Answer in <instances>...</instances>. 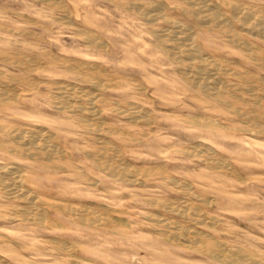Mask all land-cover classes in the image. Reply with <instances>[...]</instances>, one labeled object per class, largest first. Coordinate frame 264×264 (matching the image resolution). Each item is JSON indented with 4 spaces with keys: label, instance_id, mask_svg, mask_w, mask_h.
Wrapping results in <instances>:
<instances>
[{
    "label": "rangeland",
    "instance_id": "1",
    "mask_svg": "<svg viewBox=\"0 0 264 264\" xmlns=\"http://www.w3.org/2000/svg\"><path fill=\"white\" fill-rule=\"evenodd\" d=\"M61 1L0 0V264H243L233 252L264 264V32L231 12L243 4L264 15V0H216L224 27L200 24L183 0ZM154 1L232 69L230 94L215 99L194 88L183 64L163 52L150 31L174 27L130 5ZM88 89L98 99L90 122L78 109L88 106ZM65 97L71 108L59 103ZM125 110L143 115L133 120ZM31 134L51 148L26 147Z\"/></svg>",
    "mask_w": 264,
    "mask_h": 264
},
{
    "label": "bare ground",
    "instance_id": "2",
    "mask_svg": "<svg viewBox=\"0 0 264 264\" xmlns=\"http://www.w3.org/2000/svg\"><path fill=\"white\" fill-rule=\"evenodd\" d=\"M52 1V0H51ZM56 1V0H55ZM59 1H61V0H59ZM184 1V3L186 4V7H185V12L187 13V15H189V16H192V17H195V19H197V21L200 23V24H202V25H213V24H216V25H214L215 27L217 26V27H224V25H227L228 26V24H229V22H228V18H225L224 16H226V15H224L223 16V14L220 12V7H219V4H221L220 2L218 3V1H216V0H183ZM182 1V2H183ZM236 2H237V0H235ZM42 2V1H41ZM49 2V1H48ZM47 1L45 2L46 4L45 5H47V3H48ZM62 2V1H61ZM60 2V3H61ZM55 3V2H54ZM66 3V2H65ZM161 2H156V1H154V2H149V3H147L146 4V6L144 5H139L138 3H135V2H131L130 3V5L133 7V8H135V9H137V10H140L141 12L140 13H142L145 17H146V20H148L149 22H161V21H167V22H169V24L170 25H172V27H174V29H170V30H163V28L161 29V28H153L152 27V29H151V31H150V34L152 35V38H154L157 42H158V44H159V46H161V48H162V50H163V52L171 59V60H173L174 62H178V63H181V64H183V74H185V75H187V77L188 78H190L191 79V85L194 87V88H197V89H199V90H201L202 92H204V93H206V94H208V95H210L211 97H213V98H215V99H221V98H224L225 96H226V94H228L229 92H230V88H231V84H229L228 82H227V79H226V77L229 75V73H230V71L232 70V69H229L228 67H227V65L225 64V63H223V62H221L219 59H217V58H215V57H213V56H210V55H208V53L207 52H205L203 49H202V47L200 46V44L198 43V41L196 40V36L194 35V34H192V32H191V30H190V28H188V27H186V26H184L185 24L184 23H181V21H177V20H174L172 17H170L169 15H167L166 13H167V11L165 12V9L161 6V4H160ZM230 3V2H229ZM240 3V2H239ZM62 4H64V3H62ZM228 4V3H227ZM226 4V5H227ZM51 5V4H50ZM59 5V4H58ZM122 5V4H121ZM231 5H233V4H231ZM242 6H240L239 4H234L233 5V8H231V10L233 9V11H231V12H234V11H238V13L239 14H243V17L245 16L246 17V19H247V17L248 18H253V19H255V27H257V28H259L260 30V32H264V15H263V13H256V12H253L254 11V9L251 11L250 9H247V8H245V6L243 7V4H241ZM246 5V4H245ZM164 6H166V5H164ZM50 7V6H49ZM122 6H120V8H121ZM167 7V6H166ZM256 7V6H255ZM64 8V7H63ZM118 8H119V6H118ZM251 8H253V7H251ZM257 8V7H256ZM263 8V7H262ZM51 9V8H50ZM65 9V8H64ZM128 9V8H127ZM132 9V8H131ZM264 9V8H263ZM8 9H6V11H7ZM137 10H135V11H137ZM183 10H184V8H183ZM259 10V12H261L260 11V8L258 9ZM1 11V10H0ZM2 11H5V10H2ZM132 11H134V9H132ZM255 11H257V10H255ZM129 12V11H128ZM264 12V11H263ZM261 14V15H260ZM66 15V14H65ZM20 16V15H19ZM98 16V15H97ZM234 16V15H233ZM232 16V17H233ZM22 17V16H21ZM231 17V18H232ZM244 17V18H245ZM63 19L62 17H59V19ZM68 18H71V17H68ZM68 18H67V20H68ZM234 19H237V16H236V18H234ZM66 20V19H65ZM145 20V19H144ZM143 20V21H144ZM145 20V21H146ZM170 20H172V21H170ZM245 20V19H244ZM249 20V19H248ZM252 20V19H251ZM60 21V20H59ZM237 21H238V19H237ZM246 22H247V20H246ZM249 22H251V21H249ZM253 22V21H252ZM69 23V22H68ZM231 23V22H230ZM39 24V23H38ZM150 24H152V23H150ZM249 24H251V23H249ZM253 24V23H252ZM70 25H72V24H70ZM231 25V24H230ZM54 26V25H53ZM190 26V25H189ZM226 27V26H225ZM231 28H232V26H230ZM242 27V26H241ZM251 27V26H250ZM148 28V27H147ZM150 28V27H149ZM234 28V27H233ZM232 28V29H233ZM245 28V27H244ZM168 29V28H167ZM250 29H253V28H250ZM2 30V29H1ZM150 30V29H149ZM222 30V29H221ZM234 30V29H233ZM249 30V29H248ZM254 30V29H253ZM10 31V30H9ZM74 31H75V29H74ZM82 31V30H81ZM249 31H251V30H249ZM11 32V31H10ZM13 32V31H12ZM78 32H80V31H78ZM86 32V31H85ZM111 32V31H110ZM227 32V31H226ZM234 32H235V30H234ZM254 32V31H253ZM29 33V32H28ZM82 33V32H81ZM83 33H84V30H83ZM87 33V32H86ZM92 33V32H91ZM19 34V33H18ZM90 34V33H89ZM142 34V33H141ZM226 34V33H225ZM227 34H230V33H227ZM235 34H236V32H235ZM247 34V33H246ZM256 34V33H255ZM20 35H21V33H20ZM33 35V34H32ZM32 35L30 36V37H32ZM95 35V34H94ZM94 35H92L93 36V38H94ZM148 35V34H147ZM231 35V34H230ZM258 35V34H257ZM257 35H255V36H257ZM262 35H264V34H262ZM28 36V35H27ZM34 36V35H33ZM90 36V35H89ZM137 36V35H136ZM149 36V35H148ZM249 36V35H248ZM38 37V36H37ZM80 37V36H79ZM84 37V36H83ZM143 37V36H142ZM228 37V36H227ZM88 38V37H87ZM95 38H97V37H95ZM231 38V37H230ZM255 38H257V37H255ZM259 38H260V36H259ZM85 39H86V36H85ZM97 39H99V38H97ZM244 39V38H243ZM95 40V39H94ZM242 40V39H241ZM260 40V39H259ZM86 41V40H85ZM92 41V40H91ZM138 41V40H137ZM140 41H142V40H140ZM231 41V40H230ZM236 41V40H235ZM233 42H234V40H233ZM241 42H244V41H241ZM247 42V41H246ZM89 43H90V41H89ZM94 43V42H93ZM100 43V42H99ZM102 43H104V42H101V45H102ZM236 43V42H235ZM238 43V42H237ZM106 44V43H105ZM231 44V43H230ZM239 44V43H238ZM100 45V46H101ZM240 45V44H239ZM239 45H236V46H239ZM246 45H248V44H246L245 43V47H246ZM90 46V45H89ZM97 46H98V41H97ZM99 46V47H100ZM103 46V45H102ZM101 46V47H102ZM105 46V45H104ZM157 46V45H156ZM241 46V45H240ZM239 46V47H240ZM255 46V45H254ZM92 47H94V46H92ZM109 47V46H108ZM242 47V46H241ZM148 48V47H147ZM249 48H250V46H249ZM248 48V49H249ZM105 49H108V48H105ZM246 49V48H245ZM251 49V48H250ZM249 49V50H250ZM252 49H254V48H252ZM243 50V49H242ZM253 51V50H252ZM252 51H249V52H251V54H252ZM107 52V51H106ZM247 52V51H246ZM264 52V51H263ZM49 55V54H48ZM257 55V54H256ZM15 56H17V55H15ZM25 56V55H24ZM50 56V55H49ZM8 57V56H7ZM27 57V56H26ZM57 57V56H56ZM250 57H253V56H250ZM258 57V56H257ZM30 58V57H29ZM60 58V57H59ZM254 59H255V57H253ZM264 59V58H263ZM26 60H28V59H26ZM58 60V59H57ZM24 61V60H23ZM68 61V60H67ZM227 61V60H226ZM255 61H257V60H255ZM24 62H26V61H24ZM35 62V61H34ZM253 62H254V60H253ZM258 62V61H257ZM36 63V62H35ZM77 63V62H76ZM227 63V62H226ZM229 63V62H228ZM34 64V63H33ZM82 64V63H81ZM180 64V65H181ZM35 65H37V63L35 64ZM85 65V64H84ZM83 65V66H84ZM88 65V64H87ZM176 65V64H175ZM230 65H231V63H230ZM37 66H39V65H37ZM65 66V65H64ZM89 66V65H88ZM92 66V65H91ZM98 66V65H97ZM177 66V65H176ZM264 66V65H263ZM67 67V66H66ZM80 66H78V68H79ZM181 67V66H180ZM75 68H77V66L75 67ZM91 68H93V67H91ZM1 69V68H0ZM67 69V68H66ZM69 69H71V68H69ZM97 69L99 70L100 68H98L97 67ZM96 69V70H97ZM241 69V68H240ZM68 70V69H67ZM74 68H73V72H74ZM77 70V69H76ZM94 70V69H93ZM111 70V69H110ZM71 71H72V69H71ZM78 71V70H77ZM98 72V71H97ZM104 72V71H103ZM236 72V71H235ZM245 72V71H244ZM1 73V72H0ZM78 73V72H77ZM79 73H80V71H79ZM85 73V72H84ZM176 73H178V71L176 72ZM234 73V72H233ZM232 73V74H233ZM236 73H238V72H236ZM236 73H234V74H236ZM243 73V72H242ZM247 73V72H246ZM6 74V73H5ZM83 74V73H82ZM94 74V73H93ZM181 74V73H180ZM231 74V73H230ZM251 74V73H250ZM91 75V74H90ZM110 75V74H109ZM238 75V74H237ZM240 75V74H239ZM253 76H254V79H255V75L254 74H252ZM6 76V75H5ZM103 76H105V75H103ZM183 76V75H182ZM232 76H234V75H232ZM236 76V75H235ZM235 76H234V78H235ZM247 76V75H246ZM250 76V75H249ZM95 77H97V76H95ZM229 77V76H228ZM237 77H239V76H237ZM241 77V76H240ZM106 78H107V76H106ZM112 78V77H111ZM242 78V77H241ZM124 79V78H123ZM122 79V80H123ZM239 79V78H238ZM76 80H78V79H76ZM94 80V79H93ZM95 80H97V78L95 79ZM129 80V79H128ZM145 80V79H144ZM262 80H264V79H262ZM10 81V80H9ZM75 81V80H74ZM186 81V80H185ZM249 81V80H248ZM14 82V81H13ZM16 82H18V80L16 81ZM77 82V81H76ZM116 82V81H115ZM126 82V81H125ZM249 82H251V81H249ZM59 83V82H58ZM75 83V82H74ZM111 83V82H110ZM127 83V82H126ZM130 83H132V82H130ZM134 83V82H133ZM189 83V82H188ZM254 83V82H253ZM256 83V82H255ZM64 84V83H63ZM68 84V83H67ZM88 84H89V82H88ZM95 86H101V85H103L102 83H98V82H96L95 81V83H93ZM113 84V83H112ZM115 84V83H114ZM128 84V83H127ZM136 84V83H135ZM61 85V84H60ZM140 85V84H139ZM190 85V84H189ZM241 85V84H240ZM79 86V85H78ZM92 86V85H91ZM150 86H152V85H150ZM236 86H238V85H236ZM241 86H243V85H241ZM102 87V86H101ZM105 87V86H104ZM104 87H103V89H104ZM106 87H108L107 85H106ZM141 87H143V86H141ZM247 87V86H246ZM252 87V86H251ZM254 87V86H253ZM260 87V86H259ZM111 88V87H110ZM109 88V89H110ZM113 88V87H112ZM129 88V87H128ZM144 88V87H143ZM263 88V87H262ZM261 88V89H262ZM69 89V88H68ZM99 89H100V87H99ZM64 90V89H63ZM78 90V89H77ZM143 90V89H142ZM233 90V89H232ZM80 91V90H79ZM86 91V90H85ZM88 92H84L83 94H81L82 95V97L84 96V97H88L87 98V104H88V106L87 107H83V106H80L79 107V105H77V107H79L78 109L80 110V111H83L85 114V117H86V119H85V121H89V119L93 116V114H95V113H93V112H95V111H93V104L95 103V101L96 100H98V99H96V97L94 96H91L90 94H91V92L89 93V89L87 90ZM92 91V90H91ZM96 91V90H95ZM98 91V90H97ZM144 91H145V89H144ZM236 91V90H235ZM239 91V90H238ZM245 91H247L246 93H253V89L252 88H250V87H248V88H246L245 89ZM257 90H255V93L256 94H251V96L253 97V101L255 102V103H258L259 101L261 102V100H262V98H260L258 95H257V92H256ZM64 92V91H63ZM82 92V91H81ZM242 92V91H241ZM92 93H94V92H92ZM101 93H103V92H101ZM101 93H99L100 95H101ZM132 93V92H131ZM239 93V92H238ZM249 93V94H250ZM261 93V92H260ZM18 94V93H17ZM42 94V93H41ZM70 94H73V93H70ZM75 94V93H74ZM79 94V93H78ZM79 94V95H80ZM145 94H146V92H145ZM183 94V93H182ZM190 94V93H189ZM196 94V93H195ZM230 94V93H229ZM0 95H2V93H0ZM43 95H44V92H43ZM47 94L45 93V96H46ZM67 95V94H66ZM80 95V96H81ZM92 95H94V94H92ZM96 95V94H95ZM98 95V94H97ZM262 95H264L263 93H262ZM70 96V95H69ZM79 96V97H80ZM151 96H153V95H151ZM232 96H235V95H231V97ZM51 97V96H50ZM97 97H99V96H97ZM105 97V96H104ZM103 97V98H104ZM173 97H175V96H173ZM172 97V98H173ZM244 97H246V96H244ZM57 98V97H56ZM99 98H102V97H99ZM180 98V97H179ZM237 98H239V97H236V99ZM15 99H17V98H15ZM80 99V98H79ZM144 99V98H143ZM160 99V98H159ZM241 99V98H240ZM240 99H238V101L240 100ZM10 100V99H9ZM81 100H82V98H81ZM134 100V99H133ZM151 100H153V98H151ZM162 100V99H161ZM101 101V100H100ZM107 101V100H106ZM105 101V102H106ZM149 101V100H148ZM207 101H208V99H207ZM217 101V100H216ZM241 101V100H240ZM264 101V100H263ZM10 102H11V100H10ZM55 102V101H54ZM58 102V101H57ZM97 102V101H96ZM103 102V101H102ZM101 102V103H102ZM108 102H110V101H108ZM153 102V101H152ZM165 102V101H164ZM196 102V101H195ZM199 102L200 101H198L197 103L199 104ZM211 102V101H210ZM259 102V103H260ZM59 103H62L64 106H68V107H70L71 106V104H70V99L69 98H67V97H65V98H62V100H60V102ZM99 103V102H98ZM115 103H117V102H115ZM115 103H113V104H115ZM167 103V102H166ZM202 103V102H201ZM214 103H216V102H214ZM228 103V102H227ZM246 103V102H245ZM259 103L257 104V105H259ZM16 104H18V103H16ZM150 104V103H149ZM169 104H171V103H169ZM173 104V103H172ZM230 104V103H229ZM243 104H244V102H243ZM246 104H248L249 105V102L248 103H246ZM245 104V105H246ZM73 105V104H72ZM176 105V104H175ZM200 105V104H199ZM207 105V104H206ZM228 105V104H227ZM261 105V104H260ZM74 106V105H73ZM95 106V105H94ZM174 106V105H173ZM201 106V105H200ZM209 106V105H208ZM58 107V106H57ZM57 107H56V109H57ZM59 107H61V106H59ZM63 107V106H62ZM117 107V106H116ZM140 107V106H139ZM203 107V106H202ZM229 107H231V106H229ZM1 108V107H0ZM53 108V107H52ZM71 108V107H70ZM118 108V107H117ZM117 108H116V110H117ZM223 108V107H222ZM68 109V108H67ZM96 109V108H95ZM120 109V108H119ZM71 110V109H70ZM111 110H113V109H111ZM225 110V109H224ZM3 111V110H2ZM61 111V110H60ZM64 111V110H63ZM122 111V110H121ZM126 111H128L129 113H127L126 115H128V117L130 118V119H133V120H137V119H139V118H141L142 117V115L139 113V112H137V111H134V112H131V111H129V110H125V112ZM226 111H227V109H226ZM234 111V110H233ZM237 111V110H236ZM238 111H240V110H238ZM99 112V111H98ZM118 112V111H117ZM246 112V111H245ZM64 113V112H63ZM152 113V112H151ZM238 113V112H237ZM240 113V112H239ZM100 115V114H99ZM152 115V114H151ZM96 116V115H95ZM122 116H123V114H122ZM146 116V115H145ZM250 116V115H249ZM256 116V115H255ZM97 117V116H96ZM101 117V116H100ZM183 117V116H182ZM191 117V116H190ZM243 117H244V115H243ZM242 117V118H243ZM245 117H247V116H245ZM253 117V116H252ZM81 118V117H80ZM149 118V117H148ZM147 118V119H148ZM203 119H204V117H202ZM98 119V118H97ZM143 119H145L144 117H143ZM200 119V118H199ZM202 119V120H203ZM254 119H256V118H254ZM101 120V119H100ZM104 120V119H103ZM142 120V119H141ZM95 121V120H94ZM140 121V120H139ZM153 121V120H152ZM156 121V120H155ZM184 121V120H183ZM188 121V120H187ZM210 121H212V123H213V120H210ZM251 121V120H250ZM252 121H253V119H252ZM90 122V121H89ZM186 122V121H185ZM189 122V121H188ZM202 122V121H201ZM245 122V121H244ZM47 123V122H46ZM108 123V122H107ZM145 123H146V121H145ZM187 123V122H186ZM203 123H205V121L203 122ZM206 123H207V121H206ZM217 123H218V121H217ZM256 123V122H255ZM90 124V123H89ZM190 124H194V123H190ZM200 124V123H199ZM215 124V123H214ZM221 124V123H220ZM248 124V123H247ZM249 124H251V123H249ZM201 125V124H200ZM217 125V124H216ZM260 125V124H259ZM264 125V124H263ZM82 126V125H81ZM253 126H254V124H253ZM262 126V125H261ZM260 126V127H261ZM197 127H199V126H197ZM204 127V126H203ZM202 127V128H203ZM221 127V126H220ZM235 127V126H234ZM233 127V128H234ZM259 127V128H260ZM93 128V127H92ZM195 128H196V126H195ZM262 128V127H261ZM223 129V128H222ZM22 130V129H21ZM35 130V129H34ZM105 130V129H104ZM230 130V129H229ZM13 131V130H12ZM108 131V130H107ZM254 131V130H253ZM21 132V131H20ZM31 132V131H30ZM44 132H46V131H44ZM120 132H122V131H120ZM128 132V131H127ZM34 133H36V132H34ZM47 133V132H46ZM155 133V132H154ZM127 134V133H126ZM42 135V134H41ZM112 135V134H111ZM116 135V134H115ZM148 135V134H147ZM109 136H110V134H109ZM146 136V135H145ZM8 137V136H7ZM24 137V136H23ZM23 137H21V139L23 138ZM42 137V136H41ZM147 137H149V136H147ZM147 137H145V138H147ZM131 138V137H130ZM133 139V138H132ZM53 140V139H52ZM137 140V139H136ZM140 140H142V139H140ZM58 143V142H57ZM200 143V142H199ZM24 145H26V147L28 146V147H32V148H35L37 151L38 150H40V151H44V152H46V150H48V148H49V145L48 144H46L45 143V145H43L42 146V144L40 143V140H38V137H36L35 135H33V134H31V136H30V138L29 139H27L26 140V142H24L23 143ZM114 145V144H113ZM116 145V144H115ZM159 145V144H158ZM157 145V146H158ZM8 146V145H7ZM196 146V145H195ZM54 147V146H53ZM82 147V146H81ZM117 147V146H116ZM198 147V146H197ZM196 147V148H197ZM204 147V146H203ZM51 148V147H50ZM49 148V149H50ZM59 148H60V146H59ZM118 148V147H117ZM116 148V149H117ZM190 148H191V146H190ZM192 148H193V146H192ZM195 148V147H194ZM193 148V149H194ZM199 148H200V146H199ZM202 148V147H201ZM78 149V148H77ZM89 149H91V148H89ZM171 149V148H170ZM207 149V148H206ZM2 150V149H1ZM62 150V149H61ZM121 150V149H120ZM191 151H192V149H191ZM65 152V151H64ZM105 152V151H104ZM185 152V151H184ZM10 153V152H9ZM120 153V152H119ZM198 153H199V151H198ZM203 153V152H202ZM206 153V152H205ZM211 153V152H210ZM216 153V152H215ZM11 154V153H10ZM108 154V153H107ZM207 154V153H206ZM14 155V154H13ZM67 155V154H66ZM198 155V154H197ZM202 155V154H201ZM114 156V155H113ZM192 156V155H191ZM217 156V155H216ZM215 156V157H216ZM38 157V156H37ZM104 157V156H103ZM211 157V156H210ZM72 158V157H71ZM211 159H213V158H211ZM92 160V159H91ZM99 160H101V159H99ZM214 161V160H213ZM217 161V160H216ZM216 161H215V163H216ZM25 162H27V161H25ZM30 162V161H29ZM36 162H38V161H36ZM101 162V161H100ZM112 162V161H111ZM110 162V163H111ZM198 162V161H197ZM201 162V161H200ZM223 163H224V161H222ZM208 163V162H207ZM212 163V162H211ZM16 164V163H15ZM30 164V163H29ZM39 164V163H38ZM41 164V163H40ZM113 164H115V163H113ZM129 164V163H128ZM222 164V163H221ZM106 165V164H105ZM124 165V164H123ZM225 165V164H224ZM228 165V164H227ZM13 166V165H12ZM17 166V165H16ZM50 166V165H49ZM115 166V165H114ZM162 166V165H161ZM219 166V165H218ZM226 166V165H225ZM224 166V167H225ZM229 166V165H228ZM7 167H8V165H7ZM52 167V166H51ZM95 167V166H94ZM119 167V166H118ZM126 167V166H125ZM122 168L121 170L122 171H120L121 172V174L122 175H124V176H130L131 174H129V173H131L130 172V170L129 169H127V168ZM129 167V166H128ZM131 167V166H130ZM133 167V166H132ZM131 167V168H132ZM135 167V166H134ZM208 167V166H207ZM211 167H213V166H211ZM11 168H13V169H16L17 170V167H11ZM153 168V167H152ZM160 168V167H159ZM232 168V167H231ZM99 169V168H98ZM103 169V168H102ZM118 169V168H117ZM134 169V168H133ZM209 169V168H208ZM9 170V169H8ZM163 170V169H162ZM15 171V170H14ZM36 171V170H35ZM146 171H148V170H146ZM254 171V170H253ZM82 172V171H81ZM105 172V171H104ZM154 172V171H153ZM163 172V171H162ZM255 172V171H254ZM5 173V172H4ZM12 173H16V171L15 172H13V171H10V175L12 174ZM106 173V172H105ZM138 173H140V172H138ZM166 173V172H165ZM164 173V174H165ZM231 173V172H230ZM67 174V173H66ZM238 174V173H237ZM261 174V173H260ZM31 175V174H30ZM72 175V174H71ZM74 175V174H73ZM147 175H149V174H147ZM240 176H241V174H239ZM8 176V175H7ZM70 176V175H69ZM131 176H133V174L131 175ZM229 176V175H228ZM2 177V176H1ZM88 177V176H87ZM239 177V176H238ZM7 177H5V179H6ZM11 178V177H10ZM10 178H8V179H10ZM84 178H86V177H84ZM141 178V177H140ZM145 178V177H144ZM247 178V177H246ZM257 178V177H256ZM261 178V177H260ZM113 179V178H112ZM147 179V178H146ZM165 179V178H164ZM248 179V178H247ZM55 180V179H54ZM240 180V179H239ZM244 180H246V179H244ZM88 181V180H87ZM263 181V180H262ZM28 182V181H27ZM168 182V181H167ZM172 182V181H171ZM247 182V181H246ZM264 182V181H263ZM87 183V182H86ZM170 183V182H169ZM91 184V183H90ZM96 184V183H95ZM191 184V183H190ZM179 185V184H178ZM205 185V184H204ZM115 186V185H114ZM174 186V185H173ZM191 186V185H190ZM165 187V186H164ZM180 188H182V187H180ZM195 188V187H194ZM205 188H207V187H205ZM186 189H188V188H186ZM191 189V188H190ZM185 191V190H184ZM16 192H18V190L17 191H13V193H16ZM33 194V193H32ZM215 194V193H214ZM228 194H230V193H228ZM228 194H225V195H228ZM192 195V194H191ZM200 195V194H199ZM199 195H197L198 197H199ZM232 195V194H231ZM31 196V195H30ZM129 196V195H128ZM233 196V195H232ZM200 197H202V196H200ZM211 197H214V196H211ZM24 198H26V197H24ZM215 198V197H214ZM199 199V198H198ZM216 199V198H215ZM57 200H59V199H57ZM146 200V199H145ZM149 200V199H148ZM150 200H152V199H150ZM153 200H155V198L153 199ZM153 200H152V202H153ZM166 200V199H165ZM165 200H164V205H165ZM210 200H212V199H210ZM217 200V199H216ZM65 201V200H64ZM184 201V200H183ZM199 201V200H198ZM204 201V200H203ZM208 201V200H207ZM21 202V201H20ZM111 202V201H110ZM128 202V201H127ZM130 202V201H129ZM157 202V201H156ZM161 202H163V201H161ZM201 202V201H200ZM157 203H160V202H157ZM183 203V202H182ZM191 203V202H190ZM193 203V202H192ZM191 203V204H192ZM204 203V202H203ZM209 203H210V201H209ZM212 203H213V201H212ZM219 203V202H218ZM77 204V203H76ZM75 204V205H76ZM94 204V203H93ZM148 204H149V202H148ZM189 204V203H188ZM214 204V203H213ZM83 206H84V204H82ZM154 205V204H153ZM162 205V204H161ZM209 205V204H208ZM8 206V205H7ZM7 206H6V208H7ZM87 206V205H86ZM166 206H167V203H166ZM192 206V205H191ZM190 204H189V210L188 211H191L190 210ZM220 206V205H219ZM94 207V206H93ZM156 207H157V205H156ZM159 207H161V206H159ZM168 207L171 209V210H174V212H176V213H180V211H181V209L179 208V206H174V205H168ZM187 207V206H186ZM185 207V208H186ZM81 208V207H80ZM85 208H89V206L88 207H85ZM95 208V207H94ZM164 208H165V206H164ZM185 208H183V209H185ZM192 208H194V207H192ZM197 209H199V207H196ZM196 208H194L195 210H196ZM26 210H25V212H27L26 214L28 215V214H30L29 213V210H27V208H25ZM28 209H30V208H28ZM182 209V212L184 213V211H185V213H186V209L185 210H183ZM201 209H203V208H201ZM200 209V210H201ZM94 210V209H93ZM171 210H169V211H171ZM199 210V211H200ZM88 211V210H87ZM91 211V210H90ZM134 211V210H133ZM188 211H187V213H188ZM193 211L194 210H192V214H194L193 213ZM197 211V210H196ZM195 211V212H196ZM203 211V210H202ZM96 212V211H95ZM172 212V211H171ZM173 212V213H174ZM182 212H181V214H182ZM45 213V212H44ZM43 213V214H44ZM173 213H172V215H173ZM186 213V214H187ZM190 213V212H189ZM199 213V212H198ZM35 214V213H34ZM86 214V213H85ZM104 214V213H103ZM102 214V215H103ZM130 214V213H129ZM186 214H185V216H186ZM202 214V213H201ZM32 215V214H31ZM94 215V214H93ZM101 215V214H100ZM176 215V214H175ZM184 215V214H183ZM183 215H180V216H183ZM190 215V214H189ZM195 215H196V213H195ZM195 215H194V218H196L195 217ZM107 216H109L108 218H111L112 216L111 215H107ZM114 216V215H113ZM141 216V215H140ZM160 216V215H159ZM163 216V215H162ZM162 216H161V218H162ZM193 216V215H192ZM205 216V215H204ZM103 217V216H102ZM105 217H106V215H105ZM115 217V216H114ZM114 217H112V218H114ZM184 217V216H183ZM198 217V216H197ZM200 217V216H199ZM198 217V218H199ZM202 217H203V215H202ZM96 218V217H95ZM216 218V217H215ZM215 218H213V219H215ZM33 219V218H32ZM97 219V218H96ZM100 219V218H99ZM103 219H107V217L106 218H103ZM11 220V219H10ZM94 220V219H93ZM101 220V219H100ZM98 221V224H99V222H102V220L101 221ZM108 220V219H107ZM111 220V219H110ZM169 220H172V219H169ZM193 220V219H192ZM191 220V221H192ZM199 220H201L200 218L198 219V221ZM207 220V219H206ZM219 220V219H218ZM16 221V220H15ZM109 221V220H108ZM112 221V220H111ZM118 221V220H117ZM167 221V220H166ZM172 221H174V220H172ZM189 221V220H188ZM11 222V221H10ZM93 222H95V220L93 221ZM113 222V221H112ZM168 222V221H167ZM201 222V221H200ZM200 222H199V224H200ZM204 222V221H203ZM216 222H218L217 220H216ZM215 222V223H216ZM222 222V221H221ZM157 223V222H156ZM166 223V222H165ZM170 223H172V222H170L169 221V225H170ZM175 223V222H174ZM196 223H198L197 221H196ZM219 223H220V221H219ZM90 224V223H89ZM109 224V223H108ZM137 224V223H136ZM158 225L159 224H162V222L161 223H157ZM100 225V224H99ZM138 225V224H137ZM163 225H164V223H163ZM173 225V224H172ZM176 225V224H175ZM177 225H179V224H177ZM182 225V224H181ZM180 225V226H181ZM160 226V225H159ZM171 226V225H170ZM174 226V225H173ZM172 226V228H174ZM211 226V225H210ZM168 227V226H167ZM182 227V226H181ZM188 227V226H187ZM127 228V227H126ZM171 228V229H172ZM185 228V227H184ZM212 228V227H211ZM154 229V228H153ZM187 229V228H186ZM179 230H182V228L180 229L179 228ZM189 230V229H188ZM32 231V230H31ZM122 231V230H121ZM188 232V231H187ZM197 232V231H196ZM200 232V231H199ZM186 233V232H185ZM185 233H183V234H185ZM177 234V233H176ZM181 234V233H180ZM174 236V235H173ZM183 236H185V235H183ZM177 237H179V236H177ZM177 237H175V238H177ZM208 237V236H207ZM211 237L213 238V236L211 235ZM201 238V237H200ZM48 239V238H47ZM50 239V238H49ZM52 239V238H51ZM55 239H57V238H55ZM168 239H169V237H168ZM170 239H172V238H170ZM11 240V239H10ZM53 240V239H52ZM58 240H60V239H58ZM140 240V239H139ZM175 240H177V239H175ZM180 240H181V237H180ZM190 240V239H189ZM141 241V240H140ZM164 241V240H163ZM179 241V240H178ZM184 241V240H183ZM188 241V240H187ZM60 242V241H59ZM59 242H58V244H59ZM63 242V241H62ZM213 242V241H212ZM197 243V242H196ZM208 243V242H207ZM215 243V242H214ZM218 243V242H217ZM45 244V243H44ZM71 244V243H70ZM182 244V243H181ZM186 244H188V243H186ZM198 244H199V242H198ZM197 244V245H198ZM23 245V244H22ZM173 245H175V244H173ZM190 245H191V243H190ZM200 245V244H199ZM228 245V244H227ZM226 245V246H227ZM72 246H74V245H72ZM196 246V245H195ZM237 246V245H236ZM194 247V246H193ZM197 247V246H196ZM217 247V246H216ZM26 248V247H25ZM28 248V247H27ZM182 248H184V247H182ZM236 247H234L233 249H235ZM66 249V248H65ZM226 249V248H225ZM55 250V249H54ZM197 250V249H196ZM217 250V249H216ZM225 251V250H224ZM229 251V250H228ZM65 252V251H64ZM71 252H73V250L71 251ZM206 252V251H205ZM250 252V251H249ZM255 252V251H254ZM77 253V252H76ZM210 253V252H209ZM246 253L248 254V251H246ZM245 253V254H246ZM252 253V252H251ZM256 253V252H255ZM238 253H232L231 254V256H229V258L233 261V262H237V263H243V264H249V262H248V259H247V257H244V256H240V255H237ZM252 256V255H251ZM209 257V256H208ZM48 258V257H47ZM225 257H223V258H221V259H224ZM227 259V258H226ZM228 260V259H227ZM261 260V259H260ZM130 261V260H129ZM250 261V260H249ZM258 261V260H257ZM262 261L263 260H261V263H262ZM255 262V261H254ZM260 263V264H261ZM225 264V263H224ZM253 264H255V263H253Z\"/></svg>",
    "mask_w": 264,
    "mask_h": 264
}]
</instances>
